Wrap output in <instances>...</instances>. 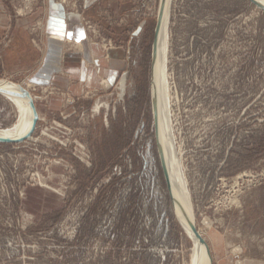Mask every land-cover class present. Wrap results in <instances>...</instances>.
I'll return each instance as SVG.
<instances>
[{"label": "rangeland", "instance_id": "rangeland-1", "mask_svg": "<svg viewBox=\"0 0 264 264\" xmlns=\"http://www.w3.org/2000/svg\"><path fill=\"white\" fill-rule=\"evenodd\" d=\"M50 1L82 17L91 45L124 50L112 82L82 93L78 82L33 83ZM160 2L99 0L89 13L84 0H0V81L27 90L39 114L32 138L0 143V264H192L154 119ZM165 30L182 197L212 264H264V11L250 0H170ZM22 114L0 94V131L24 126Z\"/></svg>", "mask_w": 264, "mask_h": 264}, {"label": "crops", "instance_id": "crops-1", "mask_svg": "<svg viewBox=\"0 0 264 264\" xmlns=\"http://www.w3.org/2000/svg\"><path fill=\"white\" fill-rule=\"evenodd\" d=\"M98 3L99 0H84L85 9H89V13L97 9ZM46 14V62L33 78V83L55 85L71 91L77 85L79 93H82L86 87H98L102 84L101 80L104 83L112 82L122 65L124 50L117 48L105 53L101 46L91 45L82 17L67 12L56 1L48 2ZM76 43L82 48L70 46ZM68 48L75 51H68ZM72 82L79 84L74 86Z\"/></svg>", "mask_w": 264, "mask_h": 264}, {"label": "bare ground", "instance_id": "bare-ground-1", "mask_svg": "<svg viewBox=\"0 0 264 264\" xmlns=\"http://www.w3.org/2000/svg\"><path fill=\"white\" fill-rule=\"evenodd\" d=\"M262 6H264V0H256ZM169 3L170 0H167L166 11L162 23V27L159 34V42H158V58L155 66V86L153 90L154 99L157 104V128H158V138L162 143V146L165 150V156L167 160L168 171L170 174V179L172 183L173 195L176 199V213L180 219L182 226L185 228L190 238L194 243V251L192 257V264H212V256L210 253V248L207 244H201L198 239L194 236L192 230L188 225V221H191L195 224V220L193 214L190 210V207L186 200L182 197L183 190V178L180 171L179 163L173 162L171 159L170 152V142L168 140L167 135V109H168V93L166 87V81L164 77V69L166 63L165 56V47H166V18L169 11ZM125 89V85L123 83V91ZM0 91L6 93L11 99H13L20 110L23 112V116H25V124L24 126H16L13 129L7 131H0V137L2 138H11V139H21L25 135H27L34 123L35 115L31 108V105L28 100L24 98L25 92L27 90L23 89L20 86L14 85L12 83L0 81ZM170 132V131H169ZM171 137V135H169ZM172 139V138H171ZM170 139V140H171ZM173 144V143H172ZM174 151V150H173ZM177 161V160H176ZM188 195V194H187ZM186 195V196H187ZM196 225V224H195Z\"/></svg>", "mask_w": 264, "mask_h": 264}, {"label": "water", "instance_id": "water-1", "mask_svg": "<svg viewBox=\"0 0 264 264\" xmlns=\"http://www.w3.org/2000/svg\"><path fill=\"white\" fill-rule=\"evenodd\" d=\"M257 8L261 9L262 11H264V6H262L260 3H258L256 0H250ZM166 6H167V0H161L160 2V7H159V12H158V18H157V25H156V31H155V40H154V44H153V54H152V93L154 90V86H155V66H156V62H157V58H158V40H159V34H160V30L162 27V23H163V19H164V15H165V11H166ZM1 95L6 96V93H3L2 91H0ZM24 98L26 100L29 101L31 108L34 112L35 115V120L33 123V126L30 130V132L25 135L24 137H22L21 139H11V138H2L0 137V143L2 144H18V143H22L25 142L27 140H29L30 138H32L33 134L35 133L36 127H37V123L39 121V114H38V110L36 107V104L31 96V94L26 91L25 92V96ZM153 110H154V119H155V126H156V134H157V140H158V148H159V154H160V159H161V165H162V169L164 172V176L166 179V183H167V187L173 202V205L175 207L176 205V199L173 195V190H172V183H171V179H170V174L168 171V166H167V160H166V156H165V150L164 147L162 146L161 141L158 138V128H157V104H156V100L154 99V94H153ZM176 209V208H175ZM188 225L190 227V229L192 230L194 236L196 237V239H198V241L201 244H207L206 240L203 238V236L201 235V233L198 231L196 225L194 223H192L191 221H188ZM208 245V244H207Z\"/></svg>", "mask_w": 264, "mask_h": 264}, {"label": "snow or ice", "instance_id": "snow-or-ice-1", "mask_svg": "<svg viewBox=\"0 0 264 264\" xmlns=\"http://www.w3.org/2000/svg\"><path fill=\"white\" fill-rule=\"evenodd\" d=\"M81 35H83V34L81 33Z\"/></svg>", "mask_w": 264, "mask_h": 264}]
</instances>
